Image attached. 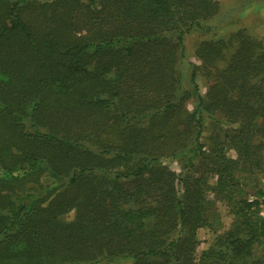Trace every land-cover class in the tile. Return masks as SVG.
<instances>
[{
    "label": "trees",
    "instance_id": "1",
    "mask_svg": "<svg viewBox=\"0 0 264 264\" xmlns=\"http://www.w3.org/2000/svg\"><path fill=\"white\" fill-rule=\"evenodd\" d=\"M0 3V264H210V248L195 257L209 192L234 215L213 264H264L263 41L237 31L215 72L228 41H202L203 94L199 68L184 89L178 63L211 0ZM202 112L226 125L217 141ZM179 150L184 172L153 164ZM41 166L54 179L44 194L4 189Z\"/></svg>",
    "mask_w": 264,
    "mask_h": 264
},
{
    "label": "rangeland",
    "instance_id": "2",
    "mask_svg": "<svg viewBox=\"0 0 264 264\" xmlns=\"http://www.w3.org/2000/svg\"><path fill=\"white\" fill-rule=\"evenodd\" d=\"M3 5L13 3L15 0H0ZM20 3H24V0H18ZM35 3L50 2L52 0H33ZM216 4L215 13L201 22L200 28L195 27L189 33H187L182 42V58L178 63L182 76V87L184 89H190L191 84L189 81L191 68L197 67L198 76L197 82L200 86L201 93H205L211 83V78L207 77V70L201 66V62L196 56V49L198 45L205 40H220L225 39L228 41L224 47V57L219 60L215 66L209 68L210 71L215 72L219 68H223L229 62L231 53L234 52L237 41L232 38V35L237 31H244L246 34L253 36L254 38L264 42V0H211ZM1 5V3H0ZM27 12V11H26ZM196 100L191 98L187 100L186 108L189 111H195ZM217 118V119H216ZM220 116H216L215 120H211L206 117L205 112H202L201 121L204 125L202 132L203 137L212 136V142L217 141L218 133H221L220 129L216 127L225 128L226 125H222L219 122ZM212 124V125H211ZM214 125V127H213ZM222 139V138H221ZM203 141V138H202ZM227 155H234V151L225 146ZM181 151V152H180ZM183 150L176 151L165 157L156 159L153 162L156 166H163L176 173L184 172L186 167L184 166L186 161V154ZM10 179L11 174L6 176ZM212 180V176L209 180ZM242 195L241 197L252 200L257 197V188L259 183L254 177H246L242 179ZM54 179L50 174L43 169V166L39 167V170L31 176L29 180H26L23 184L17 181H5L4 189H12L18 193H27L28 191L42 194L45 193L47 186H53ZM180 187V185H178ZM205 217L207 218V224L198 228L196 236L198 240V246L196 248L195 257L196 261H199L201 252L207 248L211 249V255L208 262L213 264L215 254L220 248L219 239H221L224 232L232 229L234 223V215L230 211V206L224 200L214 199V194L209 192L207 199L204 202ZM260 215L264 217V203L260 206ZM68 218L72 217V214H68ZM253 254L264 258V245L257 246ZM98 264H133L132 260L120 259L116 261H100Z\"/></svg>",
    "mask_w": 264,
    "mask_h": 264
}]
</instances>
